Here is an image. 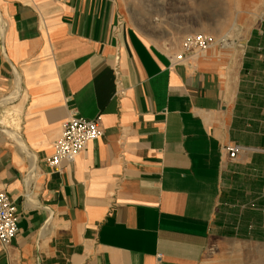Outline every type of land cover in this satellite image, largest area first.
Instances as JSON below:
<instances>
[{
    "label": "crops",
    "instance_id": "0c3cea01",
    "mask_svg": "<svg viewBox=\"0 0 264 264\" xmlns=\"http://www.w3.org/2000/svg\"><path fill=\"white\" fill-rule=\"evenodd\" d=\"M225 4L0 0V190L19 214L0 264H232L223 246L264 239V7L236 12L256 21L240 45L174 61L231 29ZM73 114L104 133L54 170Z\"/></svg>",
    "mask_w": 264,
    "mask_h": 264
},
{
    "label": "built area",
    "instance_id": "2783aa9c",
    "mask_svg": "<svg viewBox=\"0 0 264 264\" xmlns=\"http://www.w3.org/2000/svg\"><path fill=\"white\" fill-rule=\"evenodd\" d=\"M215 36L206 33H195L185 37L179 53L174 56V61L182 62L188 56L200 54L215 42ZM100 118L88 119L84 116L73 114L63 124L61 136L55 142L54 152L47 158L48 165L59 170L65 162L74 160L82 153L89 142L103 135ZM239 146L227 145L231 158H235ZM19 214L15 201L5 190H0V245L7 246L18 233Z\"/></svg>",
    "mask_w": 264,
    "mask_h": 264
},
{
    "label": "rangeland",
    "instance_id": "374dc122",
    "mask_svg": "<svg viewBox=\"0 0 264 264\" xmlns=\"http://www.w3.org/2000/svg\"><path fill=\"white\" fill-rule=\"evenodd\" d=\"M226 0H217V18L224 16V11L229 8V4H225ZM229 1V0H228ZM253 1V2H252ZM252 3H255L251 5ZM187 4H180L179 6H186ZM191 5V4H190ZM232 5H233V15L232 19L229 21L231 24V29L237 34L238 36V42L235 46H238L242 43L245 35L247 34L249 27L256 22L254 20H240L236 19V12L242 10H247L249 5L253 6L251 9L254 11L256 14H260L264 7V0H232ZM213 8V7H211ZM206 12H209V5H206ZM245 15V14H244ZM224 20L220 19L217 22L221 23ZM212 35V34H211ZM223 36V34H221ZM221 36H215V42L221 37ZM150 37V36H149ZM186 37V36H185ZM183 37L181 39V43L185 39ZM151 39L157 40L158 42L161 41L163 38L161 37H156L152 36L150 37ZM218 38V39H217ZM163 43V42H162ZM213 43V44H214ZM165 44V43H163ZM219 44L223 46V41L219 40ZM234 46V47H235ZM181 47V46H180ZM262 241V242H261ZM218 245L213 244L210 247V254L217 255L216 252H218ZM223 251H231V263L232 264H264V239L260 240L259 243H248V244H242V245H229V246H223ZM213 255V256H214Z\"/></svg>",
    "mask_w": 264,
    "mask_h": 264
},
{
    "label": "bare ground",
    "instance_id": "6f19581e",
    "mask_svg": "<svg viewBox=\"0 0 264 264\" xmlns=\"http://www.w3.org/2000/svg\"><path fill=\"white\" fill-rule=\"evenodd\" d=\"M222 34H223V36H221L219 39L217 38L218 40L216 41V43H214L211 46H213V47L216 46L217 44H219V40H221L224 43L223 47L234 48V46L238 42L237 34L232 29L225 30Z\"/></svg>",
    "mask_w": 264,
    "mask_h": 264
}]
</instances>
